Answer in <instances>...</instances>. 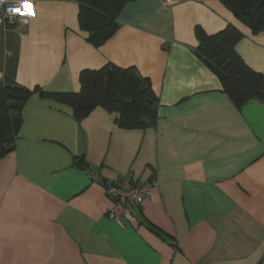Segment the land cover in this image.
<instances>
[{
  "label": "crops",
  "instance_id": "1",
  "mask_svg": "<svg viewBox=\"0 0 264 264\" xmlns=\"http://www.w3.org/2000/svg\"><path fill=\"white\" fill-rule=\"evenodd\" d=\"M6 1L23 3L28 22L0 26V82L77 93L81 71L113 64L147 79L157 105L153 126L126 130L99 106L76 120L66 103L27 99L0 158V264H264V104L233 105L197 56L195 29L236 27V53L263 77L264 32L219 0H128L95 47L76 2ZM124 178L155 186L122 228L103 182Z\"/></svg>",
  "mask_w": 264,
  "mask_h": 264
},
{
  "label": "trees",
  "instance_id": "2",
  "mask_svg": "<svg viewBox=\"0 0 264 264\" xmlns=\"http://www.w3.org/2000/svg\"><path fill=\"white\" fill-rule=\"evenodd\" d=\"M78 4V24L87 41L97 47L116 28V16L128 0H70ZM233 18L252 34L264 32V0H219ZM199 42L197 56L218 77L222 91L237 108L248 99L264 104V77L250 69L238 56L235 45L242 37L233 25L215 35L195 29ZM77 93L45 95L37 88L28 90L8 78L0 82V158L14 149L23 104L36 92L56 102L66 103L76 120L86 117L94 108L102 107L117 115L121 129H145L156 122L157 99L150 82L134 69L107 64L99 70H83L79 74Z\"/></svg>",
  "mask_w": 264,
  "mask_h": 264
},
{
  "label": "built area",
  "instance_id": "3",
  "mask_svg": "<svg viewBox=\"0 0 264 264\" xmlns=\"http://www.w3.org/2000/svg\"><path fill=\"white\" fill-rule=\"evenodd\" d=\"M179 1L160 0L164 7L171 6ZM23 6V3L0 0V26L10 28L26 25L28 20ZM14 9H19V13L17 14V12L13 11ZM90 178L95 182L102 183L99 178L93 175H90ZM103 186L106 196L111 203L108 217L123 228L126 223L132 226L135 224L134 217L131 215V209L140 206L143 200L150 195L151 188L155 186V182L149 181L136 184L130 179L124 178L114 182H103Z\"/></svg>",
  "mask_w": 264,
  "mask_h": 264
},
{
  "label": "clouds",
  "instance_id": "4",
  "mask_svg": "<svg viewBox=\"0 0 264 264\" xmlns=\"http://www.w3.org/2000/svg\"><path fill=\"white\" fill-rule=\"evenodd\" d=\"M13 11L17 12V14L19 13V11H17L16 9H14Z\"/></svg>",
  "mask_w": 264,
  "mask_h": 264
},
{
  "label": "snow or ice",
  "instance_id": "5",
  "mask_svg": "<svg viewBox=\"0 0 264 264\" xmlns=\"http://www.w3.org/2000/svg\"><path fill=\"white\" fill-rule=\"evenodd\" d=\"M17 11H19V9H16Z\"/></svg>",
  "mask_w": 264,
  "mask_h": 264
}]
</instances>
